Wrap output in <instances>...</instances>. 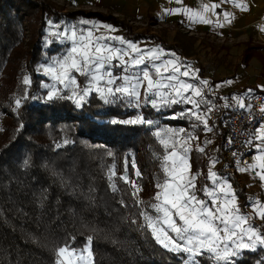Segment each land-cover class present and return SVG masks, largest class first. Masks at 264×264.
<instances>
[{"label":"trees","instance_id":"obj_1","mask_svg":"<svg viewBox=\"0 0 264 264\" xmlns=\"http://www.w3.org/2000/svg\"><path fill=\"white\" fill-rule=\"evenodd\" d=\"M89 18L120 28L133 42L153 39L181 61L192 63L197 76L204 75L205 70L186 60L178 45L150 31L136 32L119 17L64 12L50 0H0V115L8 112L10 117L0 137V264H54L55 250L70 237H75L77 248L92 238L93 264H183L182 255L161 247L150 230L141 227L144 221L139 213L154 202L156 183L163 175L164 146L155 133L163 127L196 123L181 114L190 105L137 109L120 101L105 103L93 93L77 106L64 95L53 100L36 96L43 81L37 73L39 63L46 52L54 57L62 49L55 46L45 51L42 47L48 21L76 23ZM15 63L31 81L12 87L20 101L13 110L14 99L7 105L4 102L1 79ZM218 102L216 96L212 106ZM138 113L156 125L121 123ZM224 118L223 111L216 120L219 147L225 134ZM126 165L129 180L141 188L135 198L131 184L122 179ZM230 180L241 209L246 210L251 197L234 174ZM137 200L142 203L137 205ZM199 264L213 261L205 255ZM238 264H264V250L243 251Z\"/></svg>","mask_w":264,"mask_h":264},{"label":"snow or ice","instance_id":"obj_2","mask_svg":"<svg viewBox=\"0 0 264 264\" xmlns=\"http://www.w3.org/2000/svg\"><path fill=\"white\" fill-rule=\"evenodd\" d=\"M228 2L229 0H218L211 7L215 9ZM231 2L237 8L247 10L242 0ZM204 11H209L208 5L204 6ZM165 12L172 14L170 9ZM223 15L230 23L229 17L232 14L224 12ZM199 20L205 24L212 23L203 15L199 16ZM80 23L91 27L80 29L72 25L62 28L59 23L48 21L49 29H54L49 35L67 41L70 47L64 56L54 60L52 64L41 65L43 74L54 81L50 87L45 85L49 87L47 100L58 98L63 89L71 93L66 98L73 99L77 106L85 103L93 93L105 103L120 101L137 109L150 105L153 109L160 110L171 105L185 104L190 107L182 115L194 119L203 126L205 132L213 131L208 120L214 109L209 103L210 97L205 93L209 82H190L198 79V70L181 61L174 52H168L161 47L142 48L136 42L110 35L109 33L115 32L112 25L89 19H82ZM217 25L223 26L218 21ZM101 28L105 32L97 34ZM117 69L118 72L115 71ZM74 73L84 76L87 84L83 87L78 84L77 75ZM24 83H30L27 77ZM226 83L230 84L232 81ZM57 84L62 88H57ZM251 91L248 90L249 93ZM229 99L240 109L250 107L245 104L244 96ZM16 104L19 107L20 101L17 100ZM224 106L230 108L233 105ZM260 111L264 112V108ZM121 123L152 126L157 122L138 113L135 118ZM155 135L164 146L161 162L163 175L157 180L158 191L153 197L154 202L146 205L139 215L144 221L141 227L150 230L156 243L171 253L182 255L183 264H199V259L205 255L213 264H238L243 251L264 249V225L254 222L256 219L264 221V202L249 201L246 207L252 208V212L242 211L230 178L213 170L217 159L210 160L205 178L210 183H204L198 188L197 179L201 173L192 174L189 154L193 150L191 142L199 137L186 133L183 129H160ZM64 143L69 141L65 140ZM204 143L210 144L212 141ZM246 143L249 146L255 144L254 159L258 163L240 167L238 171L255 172L264 187V119L249 134ZM195 150L205 152V148L200 145ZM24 163L26 165L28 162ZM134 175L139 178L141 173L136 170ZM122 179L131 184L135 198L141 188L135 180H129L127 165ZM140 203L142 201L137 200V205ZM135 222L134 220L133 223ZM74 242L75 237H70L55 250L54 264H93L92 238H87L83 248L74 247Z\"/></svg>","mask_w":264,"mask_h":264},{"label":"crops","instance_id":"obj_3","mask_svg":"<svg viewBox=\"0 0 264 264\" xmlns=\"http://www.w3.org/2000/svg\"><path fill=\"white\" fill-rule=\"evenodd\" d=\"M53 1L56 6L63 10L64 12H68L69 9L72 8L74 11H86L91 13H99V14H106L112 15L115 17H119L121 19L127 20L130 22L133 30L139 33H143L146 31H150L153 34H156L160 38L164 39L160 35V31L154 30H147L143 29L140 30L139 28H135V23L138 22H147L149 20L152 23H155V26L161 27L165 25H183L185 28H188L192 32H208L213 33L218 31L220 28L223 30L225 35H232V37H239L243 38L246 35L255 34L258 35L260 39L264 36V0H242V2L246 5L247 10H242L237 8L234 3L229 0L228 3L221 4L220 7L213 9L211 6L214 3H217L218 0H50ZM209 6V11H204V6ZM166 9L172 10V14H167L165 12ZM229 12L232 15L229 17L230 23L225 20L224 15L222 17L221 22L218 20L216 16L217 13H224ZM203 15L205 18L212 21L210 24H205L200 22L199 16ZM191 17V20L189 19ZM100 24H107L103 21H98L96 19H90ZM217 21L222 27L217 25ZM73 22V21H72ZM79 24V23H78ZM109 25V24H108ZM91 27V25H84L80 24L78 28L85 29ZM115 28V27H114ZM105 32V29L101 28L97 34ZM110 35H118L123 38V30L120 28H115V32L109 33ZM126 39V38H125ZM128 40V39H126ZM131 41V40H129ZM142 48H152V47H161L158 45L155 40H143V41H134ZM171 44V43H170ZM167 51V50H166ZM170 58V57H165ZM185 58V57H184ZM243 58H247L245 56ZM186 59V58H185ZM187 60V59H186ZM115 63V62H114ZM204 69V68H203ZM264 71V69H263ZM200 77V76H198ZM200 79H204L212 83L213 86L210 87L209 85L205 88V93L208 97H211L209 103L211 105L214 104V99L216 96L219 97L220 103L228 104L231 102V97L227 95H231V92L238 91L239 96L246 97L245 104L252 98H247L250 93H257V92H264V85L262 84V80L257 82L256 84H243L241 86H236L235 83H226L222 84L221 82H213L210 78L206 77L205 71L203 77ZM247 89V92L242 93V90ZM248 90H252L250 93ZM236 97V96H235ZM196 125L194 128L193 125ZM191 124V126L184 127V128H173V127H163L160 129H171L173 131H178L183 129L186 133H191L194 136L199 137L197 140L192 141V148L193 150L189 154V162L191 165V172L195 174L200 172L201 175L197 179V187L200 188L203 186L204 183H210L205 178L207 176L208 168L210 166V157H214L217 159V170L219 173L223 174L224 176L231 177L233 174L238 178L242 187L245 188L246 193L251 197V201L254 199L252 196V192H250L249 184L253 181L252 172H240L238 168L246 167L241 166L237 163H229L225 156H223V141L221 147H219V143L221 140L218 138V131H217V122L216 121H209L208 124L210 127L213 128L212 132H205L202 125H199L197 122ZM158 129V130H160ZM157 130V131H158ZM225 130V127H224ZM253 132V131H252ZM251 132V133H252ZM208 134V135H207ZM183 136V133H181ZM206 137L208 140L213 139L215 140L214 144H212L213 148L212 151L207 150V145L203 143V138ZM225 137V134H224ZM159 139V138H158ZM160 140V139H159ZM197 145L203 146L205 148V152L201 153L196 149ZM255 145L250 146L246 155L250 158V163H258L254 159V149ZM210 149V147H209ZM217 149V151H216ZM215 150V151H214ZM213 152V153H211ZM259 171V169H257ZM231 182V180H230ZM232 183V182H231ZM233 185V184H232ZM235 189V187H233ZM239 205L240 199L238 198ZM247 212H252V208L248 207L246 210ZM255 223L259 224L257 220L254 221ZM261 225V224H259Z\"/></svg>","mask_w":264,"mask_h":264},{"label":"rangeland","instance_id":"obj_4","mask_svg":"<svg viewBox=\"0 0 264 264\" xmlns=\"http://www.w3.org/2000/svg\"><path fill=\"white\" fill-rule=\"evenodd\" d=\"M65 10H68V12L74 11L72 8ZM216 17L221 22L223 14L219 13V15ZM81 20L76 23L72 22L71 20H63L60 25L62 26V28L72 25L79 27V25L82 24L80 23ZM127 23L131 26L130 22L127 21ZM134 27L137 29L139 28L140 30L150 29L158 32L160 31L159 33L164 38L163 40L165 42L167 41L168 43L178 45L181 49H183L185 52V58L190 62H196L202 68H204L206 77L210 78L213 82L216 81L218 83L221 82L222 84H226L227 81H232L236 86L239 87L243 84H256L257 82L262 80V84L264 85V36L262 37V39H260L259 36L255 34L246 35L243 38L232 37V35H225L221 28L213 33H196L190 31L188 28H185V26L183 25L180 26L177 24L165 25L158 28L157 25L155 26V23H152L151 20L144 23H135ZM50 31H54V29H49L48 27L45 30L46 35L42 39V47L45 51L49 49L52 50L55 46H59L62 49L59 53L54 55V57H50L49 53L46 52L44 59L41 63H39L37 67V73L40 74L43 81L42 89L36 93V96L38 98L44 97L45 99L47 92L49 91V87L54 84V81H52L50 77L43 74V72L41 71V65L52 64L54 60H57L58 58L64 56L67 52V49L70 47V44L67 41H63L60 38L49 35ZM30 38L31 33L28 32L27 40H29ZM245 56H248V60L247 58H243ZM17 64L18 63H15L14 66L9 67L6 70L5 76H3L1 79L3 84V95L5 97L4 102L7 105L9 104L10 99H14V104L12 107L13 110H15V108L17 107L16 101L19 100V98L16 97V94L12 87L14 86L15 88L24 83L25 77L29 79L28 76L22 74L23 68H18ZM190 64V66L192 67V63ZM74 75H77L78 84H80L82 87L87 84V80L84 76L75 73ZM199 80L204 79H200V77H198V79L192 80L190 82L198 84ZM29 81L31 80L29 79ZM45 85H48L49 87H45ZM208 85L210 87L213 86L212 83H209ZM56 87L62 88V86L58 84L56 85ZM141 92L143 93V89H141ZM70 94L71 93L69 91L62 89L59 93V96H68ZM227 96H239V92L233 91L231 92V95ZM254 96L255 92L250 93L247 98H251ZM9 118L10 117L8 112L0 115V137L3 133L2 127ZM209 140L212 141V143L206 144L207 150L212 151V144L215 143V140ZM205 141H208L206 137L203 138V143ZM211 159H214V157H210V160ZM217 167L218 165L216 163L213 170L219 173ZM261 184L262 182L260 180H253L249 184V187L250 192H252V196L254 198L253 200H260L264 202V187H262ZM256 220L259 222V224L264 225V221H261L259 219Z\"/></svg>","mask_w":264,"mask_h":264},{"label":"built area","instance_id":"obj_5","mask_svg":"<svg viewBox=\"0 0 264 264\" xmlns=\"http://www.w3.org/2000/svg\"><path fill=\"white\" fill-rule=\"evenodd\" d=\"M228 104L233 106L226 108V103H220L213 107L210 113L209 121H216L225 112L223 121L225 127V137L223 141V156L225 159L233 164L239 163L241 166H246L250 163V158L246 155L250 146L246 143L249 139V134L258 127L259 122L264 119V112L260 109L264 108V93L256 97H252L247 105L249 108L240 109L235 106L232 100ZM229 138L231 143H229ZM255 145V144H253ZM234 153L236 154L234 156ZM254 181L259 180L255 172H252Z\"/></svg>","mask_w":264,"mask_h":264}]
</instances>
